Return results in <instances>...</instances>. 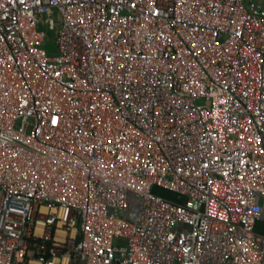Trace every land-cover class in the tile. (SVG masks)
<instances>
[{"label": "built area", "instance_id": "obj_1", "mask_svg": "<svg viewBox=\"0 0 264 264\" xmlns=\"http://www.w3.org/2000/svg\"><path fill=\"white\" fill-rule=\"evenodd\" d=\"M263 214L264 12L0 0V264H264Z\"/></svg>", "mask_w": 264, "mask_h": 264}, {"label": "rangeland", "instance_id": "obj_2", "mask_svg": "<svg viewBox=\"0 0 264 264\" xmlns=\"http://www.w3.org/2000/svg\"><path fill=\"white\" fill-rule=\"evenodd\" d=\"M246 4L249 8H254L257 11L264 12V0H245ZM58 29V25L52 24L47 28V43L50 46V48H55V35ZM154 192L157 194L163 196L164 198L171 200V201H183L185 200L183 196L160 188V187H155ZM130 203L131 207L128 213V218L131 221H137L140 211H141V206H142V200L141 198L137 197L135 194H130ZM264 224V222H263Z\"/></svg>", "mask_w": 264, "mask_h": 264}, {"label": "crops", "instance_id": "obj_3", "mask_svg": "<svg viewBox=\"0 0 264 264\" xmlns=\"http://www.w3.org/2000/svg\"><path fill=\"white\" fill-rule=\"evenodd\" d=\"M254 9V8H253ZM254 10H256V9H254Z\"/></svg>", "mask_w": 264, "mask_h": 264}, {"label": "flooded vegetation", "instance_id": "obj_4", "mask_svg": "<svg viewBox=\"0 0 264 264\" xmlns=\"http://www.w3.org/2000/svg\"><path fill=\"white\" fill-rule=\"evenodd\" d=\"M263 216H264V214H263Z\"/></svg>", "mask_w": 264, "mask_h": 264}]
</instances>
